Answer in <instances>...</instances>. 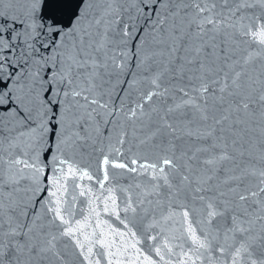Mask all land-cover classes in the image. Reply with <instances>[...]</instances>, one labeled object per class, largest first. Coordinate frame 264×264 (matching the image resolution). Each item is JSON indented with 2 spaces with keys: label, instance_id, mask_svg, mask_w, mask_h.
Instances as JSON below:
<instances>
[{
  "label": "snow or ice",
  "instance_id": "snow-or-ice-1",
  "mask_svg": "<svg viewBox=\"0 0 264 264\" xmlns=\"http://www.w3.org/2000/svg\"><path fill=\"white\" fill-rule=\"evenodd\" d=\"M0 264H264V0H0Z\"/></svg>",
  "mask_w": 264,
  "mask_h": 264
}]
</instances>
